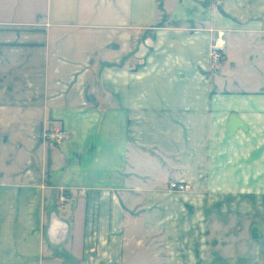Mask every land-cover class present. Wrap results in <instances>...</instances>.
I'll return each mask as SVG.
<instances>
[{
	"label": "crops",
	"instance_id": "crops-1",
	"mask_svg": "<svg viewBox=\"0 0 264 264\" xmlns=\"http://www.w3.org/2000/svg\"><path fill=\"white\" fill-rule=\"evenodd\" d=\"M254 207L264 0H0V264H218Z\"/></svg>",
	"mask_w": 264,
	"mask_h": 264
},
{
	"label": "rangeland",
	"instance_id": "rangeland-1",
	"mask_svg": "<svg viewBox=\"0 0 264 264\" xmlns=\"http://www.w3.org/2000/svg\"><path fill=\"white\" fill-rule=\"evenodd\" d=\"M161 25L178 26L179 22H171L165 17L160 22ZM219 32L222 31H217L215 38ZM55 133L56 131L53 136ZM51 139L59 140L57 137ZM252 210V212L245 215L238 213L218 215L217 218L220 222L226 223L227 221L229 224L225 235H219L217 238L219 242L218 247H216L218 250L217 256L220 260L226 259V262L220 261L218 264H264V211L262 207H254ZM221 232L223 233V231ZM223 243H226V245L224 246ZM208 249L211 250L209 247Z\"/></svg>",
	"mask_w": 264,
	"mask_h": 264
},
{
	"label": "built area",
	"instance_id": "built-area-1",
	"mask_svg": "<svg viewBox=\"0 0 264 264\" xmlns=\"http://www.w3.org/2000/svg\"><path fill=\"white\" fill-rule=\"evenodd\" d=\"M224 34L222 32L218 33V36L212 41V43L209 46V52H208V56H209V60L212 63L213 66H217L221 63V61L224 59V49H225V40L223 38ZM55 132V131H54ZM53 133H51L50 135L46 134V137L51 136V138H55L57 137L58 139H61L63 137V133L58 130L55 133V137L53 136ZM171 189H175V190H179L182 191L184 190V186L182 185H177L172 183L170 185Z\"/></svg>",
	"mask_w": 264,
	"mask_h": 264
},
{
	"label": "trees",
	"instance_id": "trees-1",
	"mask_svg": "<svg viewBox=\"0 0 264 264\" xmlns=\"http://www.w3.org/2000/svg\"><path fill=\"white\" fill-rule=\"evenodd\" d=\"M158 9L161 10V0H158Z\"/></svg>",
	"mask_w": 264,
	"mask_h": 264
}]
</instances>
